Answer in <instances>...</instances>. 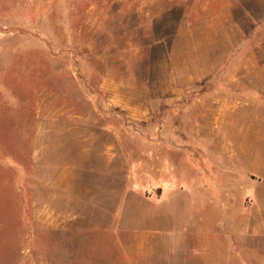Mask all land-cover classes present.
Instances as JSON below:
<instances>
[{"label":"rangeland","instance_id":"rangeland-1","mask_svg":"<svg viewBox=\"0 0 264 264\" xmlns=\"http://www.w3.org/2000/svg\"><path fill=\"white\" fill-rule=\"evenodd\" d=\"M235 72L264 0H0V264H264V76Z\"/></svg>","mask_w":264,"mask_h":264},{"label":"crops","instance_id":"crops-1","mask_svg":"<svg viewBox=\"0 0 264 264\" xmlns=\"http://www.w3.org/2000/svg\"><path fill=\"white\" fill-rule=\"evenodd\" d=\"M262 76H264V73L262 72H235V73H229L227 75V83H225V86L233 87L237 86L238 88H245V89H254V90H261L262 89V83L261 80L263 79ZM238 77V78H237ZM232 80H238L239 82H234ZM244 81H253V84L251 82L245 83ZM253 86V87H251ZM254 102L262 103V99L260 96H257L254 98ZM208 251V250H206Z\"/></svg>","mask_w":264,"mask_h":264}]
</instances>
